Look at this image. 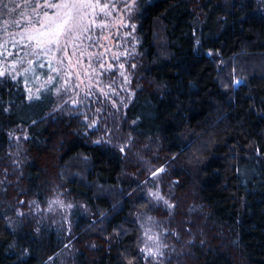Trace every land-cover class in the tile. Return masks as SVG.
Instances as JSON below:
<instances>
[{
	"label": "trees",
	"instance_id": "16d2710c",
	"mask_svg": "<svg viewBox=\"0 0 264 264\" xmlns=\"http://www.w3.org/2000/svg\"><path fill=\"white\" fill-rule=\"evenodd\" d=\"M50 1L0 0V264H54L70 242L34 210L55 193L76 206L72 264H154L133 193L160 169L182 253L161 264H264V0H139L133 97L96 128L27 64L25 20Z\"/></svg>",
	"mask_w": 264,
	"mask_h": 264
},
{
	"label": "rangeland",
	"instance_id": "374dc122",
	"mask_svg": "<svg viewBox=\"0 0 264 264\" xmlns=\"http://www.w3.org/2000/svg\"><path fill=\"white\" fill-rule=\"evenodd\" d=\"M138 1L52 0L46 3L43 15L35 16L33 11L26 18L25 30L21 33L28 43L27 64L31 65L37 59L49 69V81L56 82V110L65 109L68 115L79 112L84 121H90L89 125L96 128L104 103L115 110L127 107L133 97L130 88L133 70H128L127 62L136 47L133 18ZM27 64L23 69L25 73ZM234 77L235 83H242V78ZM44 83L35 86L36 91ZM96 107L98 111L90 119L87 113ZM21 147V143L15 141L14 149L20 152ZM161 172L162 169L155 171L152 179L141 182L133 193L134 201L138 202L135 220L139 230V249L145 261L154 264L163 263L171 255L178 257L182 254L180 248L168 241L170 235H175L168 221L160 219L157 214V209L163 208L173 216L174 208L162 191ZM35 207L34 216L39 223H52L56 229L65 232L64 242H70L51 259L52 263L72 264L75 251L68 238L73 231L75 203L63 194L55 193L45 206L36 204Z\"/></svg>",
	"mask_w": 264,
	"mask_h": 264
},
{
	"label": "snow or ice",
	"instance_id": "6c2138e0",
	"mask_svg": "<svg viewBox=\"0 0 264 264\" xmlns=\"http://www.w3.org/2000/svg\"><path fill=\"white\" fill-rule=\"evenodd\" d=\"M64 6L67 7L68 5H64ZM72 6L75 7V3H73ZM65 23H67V21H65Z\"/></svg>",
	"mask_w": 264,
	"mask_h": 264
}]
</instances>
